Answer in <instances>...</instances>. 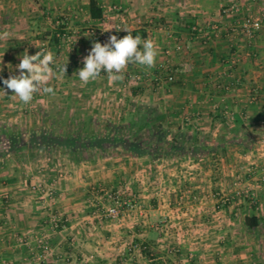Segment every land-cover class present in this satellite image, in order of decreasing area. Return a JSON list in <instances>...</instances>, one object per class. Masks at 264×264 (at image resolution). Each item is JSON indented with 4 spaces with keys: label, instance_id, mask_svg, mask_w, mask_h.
Wrapping results in <instances>:
<instances>
[{
    "label": "crops",
    "instance_id": "0c3cea01",
    "mask_svg": "<svg viewBox=\"0 0 264 264\" xmlns=\"http://www.w3.org/2000/svg\"><path fill=\"white\" fill-rule=\"evenodd\" d=\"M14 1L0 0V31L16 34L0 44V54L27 48L23 37L32 26L21 16L36 13L41 35L62 15L72 39L53 45V63L67 64L62 78L54 76L56 83L81 82L76 72L95 42L94 30L112 28L106 33L118 39L128 34L123 28L139 30L154 41L158 56L150 69L129 64L123 81L110 84L102 71L80 91L34 96L33 120L11 90L0 89V112L6 113L0 125L25 139L16 150L2 143L0 264H264V24L251 34L234 27L264 13V0H238L231 14L221 13L224 0H97L99 19L90 18L88 0H40L41 10L30 12L15 9ZM177 41L181 50L174 49ZM17 61L1 64L0 79L16 75L9 69ZM173 69L175 79L167 82ZM49 97L70 118L78 111L124 118L134 110L130 101L146 103L164 127L209 132L210 145L218 135L240 141L158 161L119 147L70 156L62 146H29L34 134L53 127L36 118L42 112L43 121L49 112ZM36 179L52 194L30 190ZM111 189L133 204L122 205L114 220L100 216L111 204ZM50 215L59 220L56 230ZM245 216L257 219L255 229L245 227ZM39 236L51 249L44 262L35 259Z\"/></svg>",
    "mask_w": 264,
    "mask_h": 264
},
{
    "label": "trees",
    "instance_id": "16d2710c",
    "mask_svg": "<svg viewBox=\"0 0 264 264\" xmlns=\"http://www.w3.org/2000/svg\"><path fill=\"white\" fill-rule=\"evenodd\" d=\"M88 14L92 19H99L103 16V9L97 0H88ZM65 23L61 17L55 19L50 32H43L41 35L48 36L50 41L58 43L64 36ZM133 35H141L139 30H132ZM1 50V48H0ZM134 107L133 112L118 120L105 117L102 124V134L95 135L89 132L88 124L92 118L86 115L80 120L79 127L75 131L68 129L63 133L53 134L50 131L34 134L29 142L30 145L62 146L68 154L79 155L82 152L91 150L105 154L107 149L114 147L121 148L133 156H148L152 160L167 158L172 156L195 155L198 153L215 152L223 148L227 143L238 142V138L227 139L224 136H216L213 145L208 141L212 139L209 132L200 130H190L188 128H167L164 127L157 116H151L155 107L146 103L129 102ZM78 113L73 114V119H78ZM143 132H145V142H143ZM191 138H194L190 142ZM8 141L10 148L16 150L23 148L25 139L18 132L11 128L0 125V140ZM22 141V144L20 143ZM240 141V140H239ZM245 145V144H242ZM2 163L0 162V167ZM244 225L247 229H255L258 221L254 216H245Z\"/></svg>",
    "mask_w": 264,
    "mask_h": 264
},
{
    "label": "clouds",
    "instance_id": "9594fccd",
    "mask_svg": "<svg viewBox=\"0 0 264 264\" xmlns=\"http://www.w3.org/2000/svg\"><path fill=\"white\" fill-rule=\"evenodd\" d=\"M122 30L128 33L122 38L118 39L116 35H110L107 42L103 44L98 41L93 42L90 51L83 57V68L76 72L82 85L96 81L102 71L107 73L111 84L123 81L122 73L129 64L149 69L155 66L158 50L154 41L143 39L139 35L133 36L127 28ZM10 36L11 33L7 31L0 32V40ZM19 59L20 63L16 66L19 75L9 76L3 80L6 88L14 93L13 96L18 97L23 104H30L34 94L41 90L45 94H54V89L48 86V82L53 76L57 79L62 78L66 74L67 64L59 67L58 72H54L51 67L54 54L47 50H40L34 55H29L25 49Z\"/></svg>",
    "mask_w": 264,
    "mask_h": 264
},
{
    "label": "rangeland",
    "instance_id": "374dc122",
    "mask_svg": "<svg viewBox=\"0 0 264 264\" xmlns=\"http://www.w3.org/2000/svg\"><path fill=\"white\" fill-rule=\"evenodd\" d=\"M49 3H50V1H49ZM45 6L48 7V1H47V5H46V1H45L44 7ZM14 7H15V9L17 8L19 10H21L20 8H25V9H27V10H24L25 12L26 11H29V12L30 11H36V10L40 11L41 8H42L40 0H16V1H14ZM50 10H52V8ZM58 11L61 12V9H58ZM35 15H36V13L33 12V13H29L28 16H26V17H25V15L21 16V20L26 21V23L28 25L30 24L32 26L31 29L30 28L27 29L28 33L26 32L24 34V37H23L24 40L27 41V45H26L27 48L26 49L28 51V54L29 55H34L37 51H40L41 48H44L43 50L51 51L54 54V52H55V49L53 47L54 43L50 41L48 36L40 35L38 33V31H40V30L35 29L36 24H37V21H36V19H37L36 16L37 15L36 16ZM58 16L63 18L62 15H58ZM59 17H55L54 19H58ZM0 32H4V30H1ZM94 32L95 33H98V32L102 33V32H105V31H95L94 30ZM26 34H28V35H26ZM70 35H71V33H68V30L64 29V36L61 38V40L65 41V42H68V40L72 39V37ZM90 35H91V37H94L93 40L96 42L95 34L90 32ZM107 35H108L107 38H109V34H107ZM15 37H16V34L11 33V36L9 38L0 40V44L3 45V42H5V44H6L7 40H11V39H13ZM22 53H24V50H22V51L21 50L20 51L11 50V49L2 50L1 54H0V68H1V64H2V66L3 65L5 66V64L3 62L7 61L8 59L18 60L19 63H20L19 57L21 56ZM18 61L14 62V65H12V66L10 65V69H9L10 72H12V71L14 73L16 72V75H17V72H19L17 67H16L18 65ZM62 66L63 65H61V64L57 65L56 63H53L51 65V67L53 68L54 72H58L59 67H62ZM11 75L12 74H10V76ZM54 79L55 78L53 76V78H51L49 80V82H48V86L52 87L54 89V91L55 90L63 91V90H67V89L69 90V88H71V87H73V89L76 90V91L77 90L80 91V90L84 89L82 87V83L81 82L79 83L78 81H74V80H71V81L70 80L69 81H67V80L64 81L63 80V81H60V82L56 83L54 81ZM67 82L69 83L70 86L68 85ZM0 89H6V86L3 84V80L2 79H0ZM42 92L43 91L41 90L40 92L35 93L34 96H36V95H38V94H40ZM49 99H48V101H49L48 103H49V105L50 104H52V105L49 107V112L43 113V117H42L43 121L40 119V115L42 114V112L41 113L39 112L37 114L36 118L39 119L40 122H47V124L50 121L51 124H49V125L53 126L51 131L55 135L58 134L59 132L63 133L64 131H66L68 129H71L72 131H75L76 128H78L80 126L79 125L80 120L83 118L82 113H80L79 111L77 112L78 115H79L78 119L70 118L69 116H67L68 113H66L64 111H59L57 109L58 104L56 102L58 100L53 99V97H49ZM21 105H22V107L20 109L21 110L25 109L27 111V113L25 112L27 114L26 118H28V120H33L32 116H33V113H34V111H33V108H34V97H33V100H32V102L30 104H23L22 103ZM16 110L19 111V109H15L14 111H16ZM3 115H6V113L3 114L2 112H0V119L4 120L5 118H4ZM16 115H18V114L16 113ZM88 115L91 116L92 120H91V122H89L87 127L89 129V132H91V133H93L95 135H99L100 133L102 134V132H103L102 124H103V120H104L105 117H110L113 120L122 119L120 116L112 117L111 115L108 116L107 113H106V115H103V114H101L99 112H95V113L88 114ZM43 126H44V124H43ZM44 131H49V129L47 128L46 130H43V132ZM145 135H146L145 132H143V134H142V136L144 138L143 142L146 141L145 140ZM4 140L5 139L0 140V154H5V150L7 148V143L6 142L4 144H2ZM49 150L51 151V149H49ZM59 150H61V152H63L64 149H63V147H61V148L59 147ZM109 151H113V150L112 149H107V152H109ZM88 152H90V151H88ZM88 152L84 156L91 155ZM91 152H93V151H91ZM95 152H97V151H95Z\"/></svg>",
    "mask_w": 264,
    "mask_h": 264
},
{
    "label": "built area",
    "instance_id": "2783aa9c",
    "mask_svg": "<svg viewBox=\"0 0 264 264\" xmlns=\"http://www.w3.org/2000/svg\"><path fill=\"white\" fill-rule=\"evenodd\" d=\"M238 0H224V4L222 5L221 8V13L223 14H231L233 12H235L238 8ZM262 24H264V13H260V14H256L254 16H246L244 17L236 26L234 27H238L240 28L242 31L251 34L252 32L260 29V27L262 26ZM214 27V25H213ZM192 30H196L195 26L191 27ZM93 34H95V39L96 42H100V43H105L107 42V34L105 32H98L95 33L94 31L92 32ZM183 47V44L180 41H177L174 44V49L175 50H181ZM44 48H41V50H43ZM177 69H173L172 71L168 72L164 79L167 82H173L175 79V71ZM44 182L42 181V179H36L34 180L31 184H30V190L32 191H36L38 193H40L41 195H51L52 194V188H44ZM106 197L110 200L111 204L108 205L107 207H105L101 212H100V216L104 217V218H108L111 220L117 219L120 216L121 213V206L125 205L128 208L132 207V202H130V200L128 199H124L121 196V192L119 190H109L106 193ZM49 226L51 229L56 230L59 227V220L54 216V215H50L49 216ZM17 241L19 244H24L25 243V239L23 237H18ZM35 246H36V253H35V259L38 262H44L50 255V246L47 242V240L45 238H43V236H39L36 238L35 240ZM146 246H142V249H145Z\"/></svg>",
    "mask_w": 264,
    "mask_h": 264
}]
</instances>
